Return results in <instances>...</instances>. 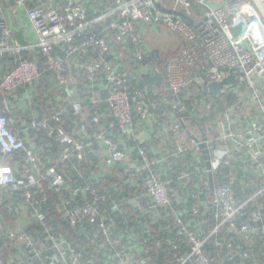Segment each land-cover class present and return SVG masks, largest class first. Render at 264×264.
<instances>
[{"label": "built area", "instance_id": "1", "mask_svg": "<svg viewBox=\"0 0 264 264\" xmlns=\"http://www.w3.org/2000/svg\"><path fill=\"white\" fill-rule=\"evenodd\" d=\"M30 1L15 0L12 5L25 8L28 18L36 28L38 41L34 45H15L12 42V29L6 16L7 10L3 0H0V55L20 54L23 50L39 49L47 61L45 66L41 67L36 61L21 59L0 83V91L3 94L30 85L50 71L69 97H77L79 93L72 86L71 79L73 72L78 70L83 74L90 88L94 89L101 85L102 88L107 89L106 101L119 130L123 134L133 136L137 125L133 113L138 112L141 120L145 122L151 121L155 116L147 105L146 98L160 93V88L150 85L136 86L133 93L131 90L133 80L141 79L142 73L150 70L162 72L168 88L177 95L175 107H180L184 112L190 109L185 103L188 98L193 99L196 108L199 107L205 112L212 111L216 107L214 102L199 100L191 88H202L210 82L221 81L234 74L236 81L225 85L223 94L236 91L241 100L247 97L250 102L241 101L238 106L225 103L228 107L220 115L219 135L222 142L232 143V146L238 148L240 152L245 151L248 160L259 165L264 155V19L249 0H233L224 6L215 7L209 0H104L107 6L101 0H87L89 2L87 5L78 3L77 0H60V2L35 0L33 5ZM195 6H201L203 12H195ZM240 22L242 28L240 33L236 34L233 29L237 28ZM99 24H105V28L98 32L96 26ZM152 26L166 27L179 36L177 50L165 57V72L159 70L156 66L157 62L150 64L147 71L135 67V61L133 66L130 62L131 57L142 62L146 54L156 50L146 46L145 33ZM60 45H65L61 56L55 51ZM109 54L112 55L111 59L106 58ZM184 89L187 91V96L179 97L178 94ZM5 96L4 108H0V207L5 203L8 188L17 184L16 169L6 161V157L21 149H26L27 153L22 163V170L29 176L28 183L17 184V187L24 191V198L29 202L33 201L37 192L28 190V186L34 185L43 190L44 182L48 180L51 181L52 187L62 192L63 188L68 186L65 183V172L75 171V168L70 169L66 163L75 153L79 159L84 158L82 150L85 141L75 140L64 128L53 126L47 119L35 118L31 123L33 128L45 130L51 135L57 133L61 141L66 144L62 156L56 160L55 165L44 170L38 162L36 153L27 148L24 140L20 139L10 127L12 122L9 116L10 106ZM75 108L80 111V103H76ZM62 113L60 111L56 114L57 120L61 119ZM101 118L99 112L92 115V120L95 122L100 121ZM185 120V116H177L172 126L178 152L182 153L189 149L200 152L198 137L192 132L187 133L182 126ZM90 124L89 122L82 125V129L86 132ZM95 139L105 143L113 161L122 162L125 159L120 144L105 132L97 133ZM200 140L206 141L209 146L208 139ZM223 151L224 155L221 157L214 155L216 164L212 159L213 170L218 166L231 164V150ZM140 155L144 162L143 168L151 172L146 180L148 194L152 197V204L148 209L165 210L167 207L172 211L174 221L181 227L180 235L191 249L188 255L178 259L180 264L187 262L215 264L217 257L207 253V244L210 238L216 236L225 225L230 224L231 228H237L234 218L244 204H239L228 186L216 187L211 201V211L218 210L216 214L218 222L207 236H201L185 224L182 215L187 214L188 210L183 208L184 214L176 213L167 183L160 180L152 170L154 165L165 161L167 157L152 160L143 148L140 149ZM211 155L213 157L212 152ZM61 165L63 168L59 170ZM143 168L138 167L137 170ZM260 171L264 176L263 166L260 167ZM85 190L94 192L97 201H105V196L99 190L89 186ZM74 192L79 195V191ZM259 194H264V188L257 195ZM74 202L75 198L62 200L57 206L58 213L68 218L72 229L81 231L83 226H93L92 223L97 221L101 212L94 204L96 201H86L85 204H74ZM194 211L198 212L199 208L195 206ZM25 212L35 214L33 211L25 210ZM25 217H20L21 221L17 222L16 230L12 233L16 235L18 244H30L34 247L26 253L28 263L32 262L31 253L34 252L49 262L48 264H82L85 254L68 240L65 233L51 231V227L44 222L51 245L44 241H35L34 236L25 230L24 224L26 226L28 222ZM254 219L257 222L261 217L257 214ZM259 229L264 238V224L259 226ZM257 230L255 226L245 224L240 229L246 238ZM97 232L99 239L112 250L110 257L103 259V264L112 257L118 258L120 264L147 263L145 258L137 260L131 246L112 238L105 221L99 222ZM97 240L98 237H91L94 244ZM214 242L217 246L223 245L218 239ZM227 249L230 258L235 256L246 258L250 255L248 250L241 249L231 241L227 244ZM24 261H26L24 256L13 257V262L16 264H23ZM85 261L91 262L93 259ZM0 264L5 263L0 260Z\"/></svg>", "mask_w": 264, "mask_h": 264}, {"label": "trees", "instance_id": "2", "mask_svg": "<svg viewBox=\"0 0 264 264\" xmlns=\"http://www.w3.org/2000/svg\"><path fill=\"white\" fill-rule=\"evenodd\" d=\"M3 3L7 10L10 6V0H3ZM30 3L33 5L35 0H31ZM104 4L107 6L105 1ZM194 10L197 13L203 12L201 6H195ZM64 48L65 45L58 46L55 49L57 55H63ZM165 57H168V55ZM165 57L162 56L158 59L156 55L153 56L148 53L142 62L136 61L132 57L130 62L133 66L135 61V67L143 68L145 71L149 69L150 64L157 62L156 66L159 70L165 72ZM106 58L111 59L112 55L109 54ZM21 59L36 61L41 67L45 66L47 61L39 49L23 50L20 54H2L0 55V83ZM96 59H98L97 56ZM133 82L134 84L131 86L133 93L136 86L146 85L142 79H135ZM84 83L77 97H69L57 82L53 73L47 71L30 85L15 89L8 94H3L0 91V108H4L5 95L9 101V116L12 121L10 127L20 139L24 140L25 146L36 153L38 162L44 170L55 165L56 160L62 156L66 144L61 141L57 133L51 135L45 130L33 128L31 123L35 118L39 120L47 119L53 126L64 128L75 140L85 141L82 150L85 155L84 158L79 159L76 156L77 153H75L66 163L70 169L75 168V171L65 172V183L68 186L64 187L62 192L52 187L50 180L44 182L43 190L34 185L28 186V190L37 192V196L31 202L24 198V191L17 187L19 183L29 182L28 174L22 170V163L27 155L26 149L15 151L6 157V161L16 169L17 184L8 188L5 203L0 207V260L5 264H16L13 262V257L24 256L26 261L23 264L49 263L34 252L31 253L33 255L32 262L28 263L26 253L28 250H33L34 247L30 244H18L16 235L12 233L16 230L17 222L21 221L20 217L26 216L28 222L26 226L24 224L25 230L34 236L35 241L40 240L50 244L49 236L43 224L45 222L51 227V231L65 233L68 240L85 254V260L93 259L91 262L82 260V264H103V259L110 257L112 253L109 246L99 239L98 232L96 233L99 222L102 220L109 227L111 237L119 239L122 243L127 244L132 235H141L140 241L143 248L134 251L137 260L145 258L147 260L146 264H180L178 259L188 255L191 249L180 235L181 227L174 221L173 212L167 207L165 210L159 208L158 210L162 213L163 219L155 220L147 214L150 212L148 209L150 205L147 204L146 210L148 212L142 210L146 208L144 202L149 201L150 198L152 199L146 187V180L150 177L151 172L143 168L144 162L140 155L142 146L138 147L135 138L141 130L147 128V122L141 120L138 112H134L133 116L137 124L135 134L133 136L123 134L119 130L113 112L106 101L107 89L100 86L92 89L88 83ZM163 87L160 88V93L157 96L151 95L146 98L147 105L156 118L150 132L155 131L157 133L166 127L165 138L173 139L174 142L176 135L172 131V126L177 116H185L186 120L182 126L187 133L192 132L199 138L208 139L211 146L214 143L222 142L218 131L221 121L220 115L227 109V105L238 106L241 101L243 103L249 101L247 97L241 100L236 91L213 95L208 91L207 86L191 88V91L199 100L212 101L216 107L210 112H205L199 107L196 108L193 99L188 98L185 103L190 109L184 112L180 107L174 105L177 95L175 97L168 85L165 84ZM26 92H28L30 99L22 105L19 100H22L21 97ZM178 96L186 97V89L181 91ZM76 103H80V111L75 108ZM60 111L63 112L62 117L57 120L56 114ZM96 112L102 115L98 122L92 120V115ZM89 122L91 124L85 132L82 125ZM113 123L115 126L112 127ZM101 132H105L118 142L123 152L127 149V152H124L127 153L125 159L134 155L137 169L138 167L143 169L140 171L136 169L124 179H118L117 175L122 171L120 167H122V162L125 159L122 162H115L110 158L105 143L95 139V135ZM162 132L164 133V131ZM244 154L245 151H243ZM163 155L169 157L168 154ZM236 155L238 156L237 153ZM198 156H202V152L189 149L177 153L175 147V151L167 159V163L160 161L156 167H154L155 165L152 167V170L155 171L154 173L160 180L167 183L176 213L184 214L183 208L188 210L187 214L182 215L187 227L197 231L201 236H207L218 222L216 219L218 210L211 211L213 194L209 187V177L205 167V172H202L203 168L198 161ZM246 159L241 160V158L232 157L229 166L221 165L214 171L216 187L228 186L239 204H244L234 218L237 228H231L230 224L225 225L218 231L216 236L210 238L207 244V253L217 257L215 264H264V238H262L259 229V226L264 224V194L257 195L264 188V176L260 171V167H264V155L259 165L249 161L247 157ZM182 164L184 169L180 171L179 168ZM161 165L164 169H167L165 172L157 171V168L160 169L159 166ZM62 168V165L59 166V170H62ZM103 170H108V175L112 173L109 176L104 175ZM188 174V178L184 179L186 184L184 187H180L179 178ZM88 186L102 192L105 201H97L94 192L85 190ZM180 189L184 190L183 195H181ZM75 190L79 191L78 198L74 192ZM174 190L178 191L177 194L180 197L175 196ZM147 194L149 197H147ZM133 197L138 199V205L131 202ZM67 198H75L74 204L96 201L94 204L98 206L101 212L97 221L92 223L93 226H83L84 228L81 231L72 229L68 218L57 211V206ZM150 204H152V201ZM199 205L204 206L200 207ZM195 206L199 208L198 212L194 211ZM25 210L33 211L35 214H27ZM36 211H38V215H36ZM257 214L260 215L261 219L256 222L254 217ZM150 219L152 220L149 221ZM244 224L255 226L258 230L251 232L246 238L240 231ZM93 236L98 237L96 244L91 241ZM215 239L222 241L223 245L217 246L214 242ZM230 241L241 249L248 250L249 257L240 258L235 256L230 258L227 249V244ZM138 243L140 244V242ZM104 264H120V262L118 258L112 257ZM185 264L193 263L187 262Z\"/></svg>", "mask_w": 264, "mask_h": 264}, {"label": "crops", "instance_id": "3", "mask_svg": "<svg viewBox=\"0 0 264 264\" xmlns=\"http://www.w3.org/2000/svg\"><path fill=\"white\" fill-rule=\"evenodd\" d=\"M77 1H78V3H81L83 5H87L89 3L87 0H77ZM209 1L211 2V5L215 7V6H222V5L224 6L226 4H229V2H231L232 0H209ZM6 16H7V19L9 21V24L11 26V29H12V42H13V44H15V45H34L37 43L38 35L36 32V28H35L33 22L28 18L25 8L18 7L17 5L14 6L10 3V6L8 7L7 12H6ZM104 28H105V24H99L96 26V30L98 32L102 31ZM151 29H154V30L157 29L158 31H162V30L167 29V28L163 27V26H152ZM146 46H147V43H146ZM177 48L171 52L174 53L177 50ZM84 82H85V78H84L83 74L81 72H79L78 70H75L73 72V75H72L71 84L74 87L75 91L78 92L79 94L81 92L83 85L85 84ZM100 87H102V86L100 85ZM21 99L22 100H19V101L22 105H24V102H26L27 100L30 99L28 92L24 93L22 95ZM155 122H156V118L154 117L151 121L146 123L147 128L144 130H141L139 132L138 136L135 138L136 143L138 144V147L142 146L141 148L146 150L147 154L150 156V158L152 160H156V159L161 160L162 158L166 157L163 154H168L169 157H167V159H169L171 157L172 152L175 151V147L177 149L176 140L174 142L173 139L169 140L168 138H165L166 127H164V130H162V131H164V133L162 131H159L157 133L155 131L150 132L151 129L153 128V124H155ZM201 138L205 139L204 137H201ZM122 147H123V144H122ZM209 147H210L211 152L213 154L212 159H213L214 164H216V161L214 159V155H218L220 157L223 156L224 155V151H223L224 149H228V150L230 149L231 150V158L232 157L236 158V159L241 158V160L246 159V155L245 154L243 155V152H240L238 150V148H234L232 146V144H230V143H224V142H220L218 144L214 143V144H212V146L209 144ZM124 152H127V149H125ZM177 153H179L178 149H177ZM236 153L238 154V156L236 155ZM226 155H229V153L228 154L226 153ZM126 156H127V153L125 154V157ZM128 157L124 160V162H122L123 165H122V167H120V168H122V171L118 173V175H117L118 179H124L128 174H132L133 171H135L137 169V162L135 161L136 159L134 158V155L130 156L129 158ZM167 159L165 161H162V162L163 163L165 162V164H166ZM198 161L201 163V167L203 168L202 172H205V171L207 172L206 160H205L203 154H202V156H198ZM156 165H158V163ZM156 165L154 167H156ZM159 167H160V169L157 168V171L165 172L167 170V169H164L163 165H161ZM204 167H205V171H204ZM179 169H180V171H182L184 169L183 164L180 166ZM103 173H104V175H108V170L107 171L103 170ZM188 176H189V174L183 175L179 178L180 180H178V182L180 184V187H182V186L184 187V185L186 184L184 179H187ZM81 177H83V176L81 175ZM174 191H175V196L180 197L177 194L178 191L177 190H174ZM183 191H184L183 189H180L181 195H183ZM76 196L78 198L79 195H76ZM147 197H149L148 194H147ZM151 201H152V199L150 198L149 201L144 202V206L147 208L148 205H151L150 204ZM131 202H133V204H135V205H138V199L137 198L133 197L131 199ZM142 210H143V212H148V210H145L144 208ZM149 211L150 212L147 214H149L153 219H155V220L163 219L162 213L159 210H149ZM151 220L152 219H150L149 221H151ZM146 232H147V230H146ZM140 236L141 235H137V236L132 235L127 242V245L131 246L133 251H136V250L139 251L143 248V245L141 244V241H140ZM136 240H139V241H136ZM138 242H140V244Z\"/></svg>", "mask_w": 264, "mask_h": 264}, {"label": "water", "instance_id": "4", "mask_svg": "<svg viewBox=\"0 0 264 264\" xmlns=\"http://www.w3.org/2000/svg\"><path fill=\"white\" fill-rule=\"evenodd\" d=\"M11 4L15 3V0H10ZM240 28H242V22L238 24L237 28H234L233 31L236 34L240 33ZM155 53H157V56H159L158 50H154L151 52V54L154 56ZM142 81L145 82V84L150 85V86H155L157 88H160L161 85L165 81L164 74L162 72L156 71V70H150L146 73H142L141 75ZM236 81V76L234 74L227 76L221 81H213L210 82L207 87L208 91L213 94V95H222L224 93L223 88L225 85L232 84ZM197 141L200 142V148L201 152L204 155V158L206 160V169L209 177V187L210 191L213 194L215 188H216V183H215V178H214V170H213V165H212V155H211V150L208 146V143L206 141H202L197 138Z\"/></svg>", "mask_w": 264, "mask_h": 264}, {"label": "rangeland", "instance_id": "5", "mask_svg": "<svg viewBox=\"0 0 264 264\" xmlns=\"http://www.w3.org/2000/svg\"><path fill=\"white\" fill-rule=\"evenodd\" d=\"M249 1L262 14L264 19V0ZM145 40L149 49L154 48L160 52V57L169 55L172 53L171 51L175 50L179 45V36L169 29H164L162 31L150 29L145 33Z\"/></svg>", "mask_w": 264, "mask_h": 264}, {"label": "clouds", "instance_id": "6", "mask_svg": "<svg viewBox=\"0 0 264 264\" xmlns=\"http://www.w3.org/2000/svg\"><path fill=\"white\" fill-rule=\"evenodd\" d=\"M158 52H159V51H158ZM171 54H173V53H170V55H171ZM155 55H156V57H158V58H160V56H161L160 53H159V56H157V53H155ZM164 83L166 84L165 81H164ZM164 83L161 85V87L164 85ZM146 85H147V84H146ZM166 85H167V84H166ZM164 86H165V85H164ZM151 87H155V86H151ZM161 87H160V88H161ZM163 88H164V87H163ZM207 89H208V87H207ZM173 93H174V92H173ZM175 97H176V95H175ZM198 138H199V137H198ZM200 139H202V138L200 137ZM205 139H206V138H205ZM200 152H201V151H200Z\"/></svg>", "mask_w": 264, "mask_h": 264}]
</instances>
